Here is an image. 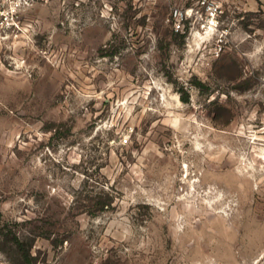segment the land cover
<instances>
[{
	"label": "rangeland",
	"instance_id": "obj_1",
	"mask_svg": "<svg viewBox=\"0 0 264 264\" xmlns=\"http://www.w3.org/2000/svg\"><path fill=\"white\" fill-rule=\"evenodd\" d=\"M49 0L0 37V264H264V0ZM186 12L177 30L173 11Z\"/></svg>",
	"mask_w": 264,
	"mask_h": 264
},
{
	"label": "built area",
	"instance_id": "obj_2",
	"mask_svg": "<svg viewBox=\"0 0 264 264\" xmlns=\"http://www.w3.org/2000/svg\"><path fill=\"white\" fill-rule=\"evenodd\" d=\"M49 0H0V37L4 34L17 32L22 30V18L36 4L48 2ZM203 4L207 8L209 20L205 24L206 27L216 26L219 17L223 14V6L217 0H203ZM186 12L181 8H175L173 11L174 25L179 30L184 27Z\"/></svg>",
	"mask_w": 264,
	"mask_h": 264
},
{
	"label": "trees",
	"instance_id": "obj_3",
	"mask_svg": "<svg viewBox=\"0 0 264 264\" xmlns=\"http://www.w3.org/2000/svg\"><path fill=\"white\" fill-rule=\"evenodd\" d=\"M16 241L18 244V253L20 258H24L27 260L30 264H33L35 257L32 255V252L30 251L29 248H26L24 245V241H21V239L17 236Z\"/></svg>",
	"mask_w": 264,
	"mask_h": 264
}]
</instances>
